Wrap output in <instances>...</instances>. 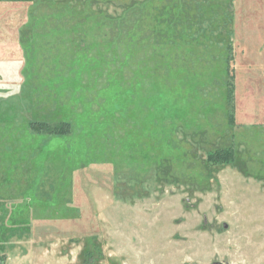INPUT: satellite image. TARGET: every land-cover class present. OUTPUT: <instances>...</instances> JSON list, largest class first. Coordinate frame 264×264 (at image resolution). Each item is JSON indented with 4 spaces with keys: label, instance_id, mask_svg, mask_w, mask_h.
Wrapping results in <instances>:
<instances>
[{
    "label": "rangeland",
    "instance_id": "rangeland-1",
    "mask_svg": "<svg viewBox=\"0 0 264 264\" xmlns=\"http://www.w3.org/2000/svg\"><path fill=\"white\" fill-rule=\"evenodd\" d=\"M0 264H264V0H0Z\"/></svg>",
    "mask_w": 264,
    "mask_h": 264
}]
</instances>
